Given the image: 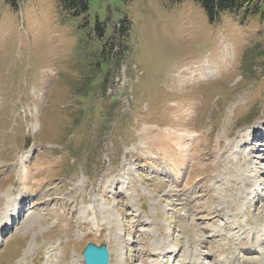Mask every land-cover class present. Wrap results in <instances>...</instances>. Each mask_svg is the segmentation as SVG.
I'll use <instances>...</instances> for the list:
<instances>
[{
    "label": "rangeland",
    "instance_id": "374dc122",
    "mask_svg": "<svg viewBox=\"0 0 264 264\" xmlns=\"http://www.w3.org/2000/svg\"><path fill=\"white\" fill-rule=\"evenodd\" d=\"M88 242L108 264L264 263L257 16L0 0V264H84Z\"/></svg>",
    "mask_w": 264,
    "mask_h": 264
},
{
    "label": "trees",
    "instance_id": "16d2710c",
    "mask_svg": "<svg viewBox=\"0 0 264 264\" xmlns=\"http://www.w3.org/2000/svg\"><path fill=\"white\" fill-rule=\"evenodd\" d=\"M5 2L16 6L20 0H4ZM178 2L180 0H170ZM198 2L205 11L208 19L214 21L220 14L226 12L234 14L239 18L240 22H244L247 18L258 17L259 22L264 24V0H194ZM60 6L70 15L76 16L88 9V0H59ZM125 19V18H124ZM123 22L121 21L122 29ZM127 31V30H126ZM126 34V32H124ZM124 33L122 35L124 36Z\"/></svg>",
    "mask_w": 264,
    "mask_h": 264
},
{
    "label": "water",
    "instance_id": "95a60500",
    "mask_svg": "<svg viewBox=\"0 0 264 264\" xmlns=\"http://www.w3.org/2000/svg\"><path fill=\"white\" fill-rule=\"evenodd\" d=\"M82 257L85 264H106L108 262L106 245L88 242L82 250Z\"/></svg>",
    "mask_w": 264,
    "mask_h": 264
},
{
    "label": "bare ground",
    "instance_id": "6f19581e",
    "mask_svg": "<svg viewBox=\"0 0 264 264\" xmlns=\"http://www.w3.org/2000/svg\"><path fill=\"white\" fill-rule=\"evenodd\" d=\"M183 160H184V158H181L179 160V164L177 162L179 169H182V166L184 165V164H182ZM256 252L257 251L255 249H251L249 247L246 248L245 251H244L245 254H253V253H256ZM165 255H166V253H165ZM231 264H264V263L260 262L258 260V258H255V257L245 256V257L241 258V257H239V256L236 255V256H232Z\"/></svg>",
    "mask_w": 264,
    "mask_h": 264
}]
</instances>
